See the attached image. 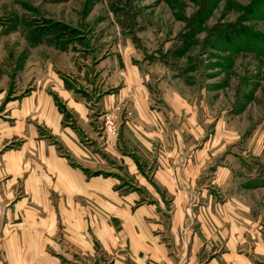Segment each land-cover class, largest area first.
<instances>
[{"label":"rangeland","instance_id":"374dc122","mask_svg":"<svg viewBox=\"0 0 264 264\" xmlns=\"http://www.w3.org/2000/svg\"><path fill=\"white\" fill-rule=\"evenodd\" d=\"M64 83L89 114L68 120L84 147L105 156L103 117L121 113L119 156L204 170L211 189L195 198L252 218L264 240V0H0V114L13 94L58 96Z\"/></svg>","mask_w":264,"mask_h":264},{"label":"crops","instance_id":"0c3cea01","mask_svg":"<svg viewBox=\"0 0 264 264\" xmlns=\"http://www.w3.org/2000/svg\"><path fill=\"white\" fill-rule=\"evenodd\" d=\"M64 87L13 94L0 114V264H264L257 222L236 220L211 194L195 198L211 189L204 170H150L145 157L119 156L110 135L105 156L84 147L68 120L81 126L89 114ZM116 158L126 177L111 168Z\"/></svg>","mask_w":264,"mask_h":264},{"label":"built area","instance_id":"2783aa9c","mask_svg":"<svg viewBox=\"0 0 264 264\" xmlns=\"http://www.w3.org/2000/svg\"><path fill=\"white\" fill-rule=\"evenodd\" d=\"M103 123H104V130L106 132L107 135L116 137L117 132H118V128H117V124L114 121V116L112 114H105L104 115V119H103Z\"/></svg>","mask_w":264,"mask_h":264}]
</instances>
